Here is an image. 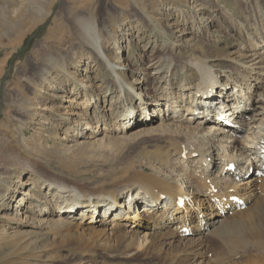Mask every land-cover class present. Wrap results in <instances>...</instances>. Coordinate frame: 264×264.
<instances>
[{"label": "rangeland", "instance_id": "rangeland-1", "mask_svg": "<svg viewBox=\"0 0 264 264\" xmlns=\"http://www.w3.org/2000/svg\"><path fill=\"white\" fill-rule=\"evenodd\" d=\"M77 16L94 21L117 72L130 75L131 66L137 71L131 84L140 83L136 89L151 96L158 85L151 60L163 57L165 48L174 60L170 69L175 72L174 91L179 81L196 75L181 67L190 57L207 58L219 70L235 73L224 55L235 60L244 54L258 56L261 50L248 48L247 37L263 26L264 0H0V264H158L141 254L112 258L117 250L113 242L94 247L89 242H67L62 231L17 221V211L32 219L45 218L29 213L30 203L43 206L40 195L39 200H28L26 208L18 202L23 193L37 194L31 190L33 180L42 195L48 182L62 186L63 192L55 195L59 204L70 190L93 200L126 192V200L128 192L141 186L139 176L156 173L173 156L163 133L139 136L130 134L133 129L116 130L117 115L129 105L116 97L106 68L90 61L88 49L73 31ZM261 84L264 88V79ZM72 88L91 91L86 101L99 98L96 108L104 121L86 120L90 110L77 105L85 101L83 93L68 102ZM159 119L156 116V122ZM7 185L19 192L5 195ZM76 215L77 222V211ZM50 218L55 221L57 216ZM221 223L216 216L205 230L189 237L208 241ZM110 226L93 224L95 230L108 233L135 231ZM33 235L46 240L43 248L40 244L35 251L26 248ZM179 239L175 246L180 247ZM165 249L169 261L188 255L190 263L199 264L211 257L199 259L189 252L170 251L169 246Z\"/></svg>", "mask_w": 264, "mask_h": 264}, {"label": "bare ground", "instance_id": "bare-ground-1", "mask_svg": "<svg viewBox=\"0 0 264 264\" xmlns=\"http://www.w3.org/2000/svg\"><path fill=\"white\" fill-rule=\"evenodd\" d=\"M74 22L73 31L88 49L93 66L106 68L110 73L107 82L117 91L116 97L125 99L129 105L125 113L117 115L116 130L125 133L133 129L130 134L139 136L163 133L168 136L173 156L170 163L168 160L162 162L164 168L156 173L139 176L141 186L128 192L126 200H123L126 192L93 200L91 197L83 199V194L70 190V195L59 204L55 195L63 192L62 186L48 182L46 194L42 195L33 180L31 190H36L37 194L21 193L18 202L26 208L28 200H39L41 196L43 206L30 203L29 213L45 218L32 219L17 211L18 223L31 228L47 225L62 231V240L67 242H89L93 247L113 242L115 249L122 251L116 250L112 258L120 254L132 259L141 254L158 264L195 263H190L188 255L169 261L170 255L165 253L169 246L170 251L189 252L199 259L211 255L206 263L202 260L199 264H260V261L264 264V171L259 161L264 148V88L261 84L264 79V23L247 37L248 48L261 50L258 56L244 54L242 59L235 60L224 55L223 59L235 73L219 70L207 58L190 57L181 67H187L188 72L194 71L196 75L179 81L177 92L173 88L175 72L170 70H173L174 60L171 61L165 48L163 57L151 60L158 81L155 93L144 96L136 89L138 81L131 84L137 71L130 66V75L117 72L105 52L94 21L77 16ZM240 50L247 48L240 47ZM81 86V89L87 87L84 83ZM81 93L72 88L68 102ZM83 96L85 101L77 105L85 111L90 110L86 120L96 123L103 118L104 121L105 117L99 115L96 108L99 98L95 102L86 101L91 91L84 92ZM213 107L223 113L215 114ZM158 115L160 119L156 122ZM87 123L85 121V129L89 128ZM9 188L7 185L5 195L19 192ZM179 199L184 201L182 206ZM243 203L246 207L242 209L240 204ZM76 211L79 213L77 222L74 219ZM52 215L57 216L55 221L51 220ZM216 216L222 218V223L214 228L212 238L207 241L189 237L205 230ZM107 222L111 228L128 226L135 231L108 233L93 227L94 223ZM148 230H153L154 234ZM178 238L180 247L174 245ZM44 240L33 235L26 248L35 251L39 244L43 248Z\"/></svg>", "mask_w": 264, "mask_h": 264}]
</instances>
